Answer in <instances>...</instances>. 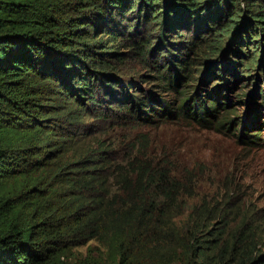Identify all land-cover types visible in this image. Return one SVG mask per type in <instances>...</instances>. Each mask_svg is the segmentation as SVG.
I'll return each mask as SVG.
<instances>
[{
    "label": "trees",
    "instance_id": "trees-1",
    "mask_svg": "<svg viewBox=\"0 0 264 264\" xmlns=\"http://www.w3.org/2000/svg\"><path fill=\"white\" fill-rule=\"evenodd\" d=\"M247 7L250 17L244 18ZM202 10L208 12L204 19L217 25V36L231 31L226 57L241 52L246 31L264 34V0H0V264H65L63 256L72 247L91 239L105 247V263L91 257L86 264H202V244L208 239H200L199 231L210 208L193 205L181 225L170 214L177 201L185 203V196L194 194V167L158 159L148 148L146 132H138L119 158L102 144L97 157L96 149L80 159L70 153L78 103L104 119L111 118L106 108L114 104L117 119L150 122L158 115L208 127L225 110L218 124L236 122L243 143L262 139L264 106L256 102L240 119L218 95L228 90L225 84L213 82L204 92L194 84L188 90L196 79L197 60L188 54L194 42L163 40L167 30L185 28L177 22L181 15L182 20L193 17L188 30L195 27L193 19ZM168 12L171 21L165 25L160 17ZM154 23L162 26L152 47ZM197 30L191 33L195 40L200 39ZM115 41L147 62L150 56L160 67L159 84L175 89L176 97H157L150 88L139 93L123 88L124 95L118 96L105 74L113 66L108 55ZM214 41L221 54L206 73L211 76L225 69L217 65L223 38ZM183 72L188 81L177 88ZM103 159L109 165L98 167ZM79 163L89 166L80 177ZM238 236L228 244V238L217 240L219 251L226 248L223 257L264 264V253L250 247L254 239Z\"/></svg>",
    "mask_w": 264,
    "mask_h": 264
},
{
    "label": "rangeland",
    "instance_id": "rangeland-1",
    "mask_svg": "<svg viewBox=\"0 0 264 264\" xmlns=\"http://www.w3.org/2000/svg\"><path fill=\"white\" fill-rule=\"evenodd\" d=\"M248 9L247 7L242 11L244 18L250 17ZM204 11L202 10L196 15L193 19L195 27H191L189 30L188 25L193 17L182 20L184 15H181L177 22H179V27L184 26L185 28H175L174 32L167 30V38L163 40L181 39L194 42L188 54L189 58L194 57L197 60V64L193 68V70L195 69L193 76L196 79L193 82L190 80V83L193 84H190L189 88L185 85V88L190 90L195 84L199 91L204 92V90H210L208 84L212 87L215 86L213 82L225 84L228 86V90L218 93L221 100L223 103H230L228 106L233 107L230 110L233 117L246 118L256 102L257 106H264V93L261 91L264 88V34L260 30L258 36L253 35L258 33L256 30L246 31V44L240 49L241 52L228 54L226 57L224 53L226 46L228 47L230 43L231 31L228 35L217 36L215 33L218 30L216 29L217 25L204 19L208 13H203ZM167 15L164 13L160 17L165 25L171 21L170 13L168 12ZM154 26L151 25L152 28ZM161 26L162 24H157L154 32L150 34L153 39L152 47L159 42L157 33ZM195 28L198 29V36L202 40H195L191 36ZM216 37L223 38L221 42L222 55L219 57L221 59L217 60V65L222 64L225 69L218 68L216 71L222 73L211 76L206 73L214 65L212 60L215 59V55L221 54L216 41H214ZM115 42L116 46L108 55L113 68L110 67V70H106L105 74L107 78H112L110 86L113 90L118 91V96L124 95V92L121 91L123 88L130 93H139L140 88H144L146 91L150 88L157 97L161 96L168 100H173L176 97L175 89L170 90L167 89L168 86L159 84L156 74L160 67L155 66L157 63L151 61L150 56L147 55L149 59L147 62L131 48L126 47L123 42L120 44ZM211 48L215 49V54ZM115 49L117 54H115ZM154 49L159 52V49L155 47ZM250 55H253L252 58L247 60ZM230 59L239 61V64ZM221 60L225 62H221ZM247 63L250 65L245 68ZM183 73L185 77L183 76V79L178 82L177 88L178 86L181 88L182 83L188 81L186 73ZM205 74L207 81L203 83ZM104 87L109 89V84H104ZM240 97L244 98L241 102L239 101ZM208 98L207 95L206 101ZM126 99L128 98L122 100ZM260 102L261 104H258ZM109 105L111 107H107L106 111L112 116L104 119L97 112L91 111L89 107L83 109L82 104L78 103V125L70 145V153L75 159L88 155L93 149L97 150L93 153L94 157L102 155L98 150L101 144L103 148L114 149L119 158L130 148V143L134 142V137L138 132H146L149 139L148 148L158 159H167L171 165L194 167L193 174L196 177L192 179L190 186L191 190L194 189L192 190L194 194L186 195L185 203L180 204V201H177L170 214L171 219L181 225L186 221L193 205L199 204L210 208L209 216L207 215L203 219L200 226L202 231H199L200 239L203 241L208 239L203 244L201 243L204 246L202 248L204 252L202 264H240L241 259L238 256L234 259L230 256L223 257L226 248L223 247L219 251L218 245L221 242L217 243L219 239L228 238L225 243L228 244L239 233L242 236H238L239 239H254V243L250 244V247L253 246V253H264V131L260 134H263L262 139H256L257 142H252L249 145L239 140V129L235 125L236 122L230 127L228 124H218L225 110L221 112L220 120L218 119L214 126L208 127L191 120H170L158 115H152L153 121L150 120V122L138 119L135 121L133 117L119 118L118 106ZM116 114L119 119L116 118ZM108 165L106 159L98 162V167H107ZM87 167L89 166L79 163L78 171ZM106 172L107 170L103 168L101 175L103 176V173L105 175ZM83 174L84 170L78 176ZM233 185L237 189H227ZM105 251V247L101 243L91 239L84 244L72 247L68 254L63 256V260L65 264H86L93 257L100 258L102 263H105Z\"/></svg>",
    "mask_w": 264,
    "mask_h": 264
}]
</instances>
